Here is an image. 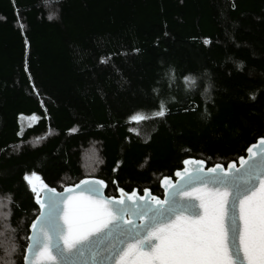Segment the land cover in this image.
Here are the masks:
<instances>
[{
	"label": "trees",
	"instance_id": "obj_1",
	"mask_svg": "<svg viewBox=\"0 0 264 264\" xmlns=\"http://www.w3.org/2000/svg\"><path fill=\"white\" fill-rule=\"evenodd\" d=\"M16 3L23 32L12 0H0V196L13 201L0 211V264L13 245L11 259L22 264L26 226L38 214L25 172L59 191L96 176L108 183L107 196H117L113 179L161 195L160 180L184 159L226 166L264 134V0ZM185 75L197 77L195 88H186ZM161 100L165 118L128 122ZM33 114L39 119L23 125ZM89 146L94 174L83 169Z\"/></svg>",
	"mask_w": 264,
	"mask_h": 264
},
{
	"label": "snow or ice",
	"instance_id": "obj_2",
	"mask_svg": "<svg viewBox=\"0 0 264 264\" xmlns=\"http://www.w3.org/2000/svg\"><path fill=\"white\" fill-rule=\"evenodd\" d=\"M12 5L23 32L25 25L16 0ZM24 43L27 48L28 40ZM203 44L209 45L210 40L205 38ZM100 62L107 60L102 56ZM234 63L242 70L241 62ZM24 70L28 72L27 63ZM183 79L186 88L196 87L197 77L185 75ZM210 87L201 95L208 94ZM32 91H36L34 85ZM250 96L256 99L254 94ZM168 113L161 100L158 109L150 113L138 110L127 119L139 125L162 120ZM27 119L39 117L33 114ZM128 131L140 135L136 128ZM22 133L23 129L17 136ZM247 153V158L239 157V167L229 163L227 167L216 164L205 168L203 159H184L175 181L170 176L160 180L163 198L147 187L143 195L137 188L125 190L116 179L111 183L119 195L105 196L108 183L96 176H85L58 192L36 171L25 172L23 181L39 210L26 226L23 264H264V134ZM92 155L95 157V152ZM99 163L103 164V159ZM121 163L116 161L113 173ZM11 203V194L0 196V208ZM16 252L17 245L6 249L9 259L4 264H19V258L11 259ZM86 253L90 259H80Z\"/></svg>",
	"mask_w": 264,
	"mask_h": 264
},
{
	"label": "rangeland",
	"instance_id": "obj_3",
	"mask_svg": "<svg viewBox=\"0 0 264 264\" xmlns=\"http://www.w3.org/2000/svg\"><path fill=\"white\" fill-rule=\"evenodd\" d=\"M22 122H23V125H30L34 121L27 119V120H23ZM93 152H95V157H93L92 155ZM82 161H83L84 172L87 174H94L96 170V166L98 165L95 146H89V148L83 152ZM1 210L2 208H0V211ZM2 229H3V225H2Z\"/></svg>",
	"mask_w": 264,
	"mask_h": 264
},
{
	"label": "water",
	"instance_id": "obj_4",
	"mask_svg": "<svg viewBox=\"0 0 264 264\" xmlns=\"http://www.w3.org/2000/svg\"><path fill=\"white\" fill-rule=\"evenodd\" d=\"M254 151H255V149H254ZM245 158H247L248 157V153H247V150L245 151V156H244ZM230 163H235L236 164V166L237 167H239V165H240V161H239V158H238V160L236 161V162H230ZM228 165V164H227ZM227 165L225 166V167H227ZM215 165H213V166H211V167H214ZM184 167V165H183V163H182V168ZM204 167L205 168H208V166H207V164L205 163V165H204ZM173 181H175V179H176V177H175V173H174V175H173ZM159 188H160V190H161V192H162V196H161V198H163V194H164V189L160 186V182H159ZM106 189L107 188H105L104 189V191H103V194L105 195V196H107L106 195ZM58 192H61V191H63V189L62 190H57ZM119 195V193L117 192V196ZM142 195H143V192H142ZM34 203H35V199H34ZM36 205V204H35ZM37 207H38V210H39V206L38 205H36ZM29 232H30V229H29ZM80 259H82V260H85V261H87V260H89L90 259V256L86 253L85 254V256H83V257H81ZM22 264H23V261H22Z\"/></svg>",
	"mask_w": 264,
	"mask_h": 264
},
{
	"label": "flooded vegetation",
	"instance_id": "obj_5",
	"mask_svg": "<svg viewBox=\"0 0 264 264\" xmlns=\"http://www.w3.org/2000/svg\"><path fill=\"white\" fill-rule=\"evenodd\" d=\"M140 195H142V193H141ZM153 195H154V194H153ZM158 196H160V197H161V196H162V194H161V195H158Z\"/></svg>",
	"mask_w": 264,
	"mask_h": 264
}]
</instances>
